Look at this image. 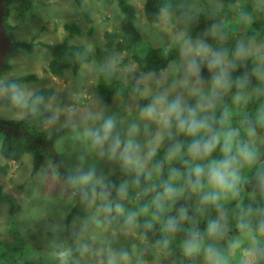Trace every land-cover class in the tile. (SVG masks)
<instances>
[{
  "label": "rangeland",
  "instance_id": "obj_1",
  "mask_svg": "<svg viewBox=\"0 0 264 264\" xmlns=\"http://www.w3.org/2000/svg\"><path fill=\"white\" fill-rule=\"evenodd\" d=\"M126 1L134 6L136 17L133 24L142 40L153 47L165 46L171 50V57L163 70L143 73L137 69L131 55L123 50H116L114 45L112 48L106 46L107 33L120 32L121 12L117 0H27L25 4L23 1L13 0L3 4L6 34L17 41H30L32 47L29 53L15 47H10L9 53L7 52L5 61L9 68L0 71V83L9 78L14 80L9 88L0 84V99L7 100V104H0V119L23 117L28 110L21 105L27 98L40 88H49L52 92L44 104L50 116L42 124L46 129L43 136L45 144L51 131L67 128L49 146V150L43 151L42 161L34 173L31 172L32 152L23 153L16 160H7L0 153V164L5 165L4 172H0V192L7 198L11 197L16 205L10 217L7 202L0 200V249L15 240L23 245L17 242L23 251L17 252L23 254L24 258L14 264H25V260L27 264H60L55 254L67 249V236L77 250L75 261L108 264L109 256L115 254L118 264H131L138 259H141L140 264H178L162 248L153 243L147 244L136 232L134 220L123 227L118 222L105 218L98 195L94 203L90 204L88 200L81 202L69 221L64 223L63 217L68 212L69 203H73L75 198L65 190L54 164L57 160L64 162L68 177L95 168L97 175L104 176L105 181L121 169L117 162L110 161L107 156H99L85 134L86 129L100 127L102 120L94 121L91 118L97 114H103L104 118H115L117 127L121 130L132 122L138 123L141 132L136 139L146 152L148 141L155 135L157 125L141 119L140 109L152 103L155 96L166 90L169 99L183 94L190 103H195L180 86L185 78L188 62L182 53L185 40L193 45L202 41L214 51H219L214 44L216 42L218 46L225 47L229 61L234 59L237 45L243 44L249 50L248 56L253 55L254 64L251 67L264 72V41L252 39L243 27L251 21L264 26V0H181L174 12L162 10L158 14V21L153 23H148L143 17V0ZM64 24L76 25L79 32L69 33ZM192 27H197L194 35ZM239 31H242L240 36L237 35ZM115 40H119V37ZM60 41L68 46L81 45L88 52L89 61L81 63L76 72L66 69L61 75L54 76L46 69L50 55L43 44ZM241 62L242 60L237 61V64ZM102 72H108L122 81L127 78L137 81L142 86L140 95L134 97L129 94L122 97L114 94L109 104L99 100L94 84L97 77H106L101 75ZM31 73L35 74L36 80L15 81L19 76ZM257 79L256 85L243 93L248 98L247 103H253L256 99V89L264 91V79L258 76ZM203 81L207 90L208 81ZM173 84H176L174 89ZM17 91L21 94L19 100L15 99ZM235 95L236 93H227L223 97L222 106H227L233 113L232 127L241 128V121L246 116L242 110V105L245 104L243 101L234 104ZM145 98L148 100L145 101ZM141 101L144 102L140 104ZM222 106H219L220 111ZM241 137L246 138L243 132ZM163 145L164 142L161 146ZM256 145L260 161L264 162V131L257 130ZM212 155L213 158H219V149ZM154 162L151 161L149 167ZM169 169L170 166L164 165V173L167 175L165 180L169 178ZM253 170L255 169H242V172L250 176ZM172 182L180 184L179 186L183 184L182 180ZM148 183L150 182L145 187ZM157 185L160 186L159 181ZM76 189L77 187L72 189L71 193ZM184 195L190 199L195 212L198 211L201 205L199 195L188 191ZM89 198L91 199V195ZM11 218L14 219L17 237H13L10 232L14 229L9 223ZM189 228H197L195 219L190 220ZM128 238L142 242L141 245L146 244L151 249L152 259L140 257L143 250L141 246L135 247V252H126L124 243ZM36 246L42 251L39 252ZM247 249L240 248V256H228L229 263L230 257H235V264H244ZM122 253H127V262L120 259ZM226 253L229 254L227 251ZM200 264H206L204 257Z\"/></svg>",
  "mask_w": 264,
  "mask_h": 264
},
{
  "label": "clouds",
  "instance_id": "obj_2",
  "mask_svg": "<svg viewBox=\"0 0 264 264\" xmlns=\"http://www.w3.org/2000/svg\"><path fill=\"white\" fill-rule=\"evenodd\" d=\"M182 53L187 58L186 75L180 86L187 91L188 98L194 99L190 103L183 94H177L169 99L168 91L154 97L153 102L140 109V118L149 120L157 125L155 135L148 141L147 151L142 150L136 137L140 135L141 128L136 122L130 123L126 129L117 127V120L111 116L104 118L103 114L91 117L102 120L99 128L86 129L85 134L90 138L92 146L101 157L107 156L110 161L119 164L122 171L132 173L134 178L131 187L138 189L135 198L147 196L157 188V181L163 191L155 195L150 204L155 209L153 218L157 219L165 208L171 209L176 201L183 197L185 191L197 194L200 204L212 206L217 210V218L209 219L203 234L198 229H189L188 237L183 242L184 254L188 257L199 255L203 251L206 264H229L228 258L214 244L205 245L207 237L219 241L227 236L229 228V214L225 210L227 203H233L232 217L235 219V229L239 234L231 247H239L244 239L251 243L246 250L244 264H264V203L256 202L255 196L259 194L264 201V162L260 161V152L256 145V125L264 127V104L256 111L255 121L245 118L241 121V128L232 127V111L227 106H222L223 97L235 86L237 93L233 97L234 104L241 101L246 105L248 98L242 90L246 87L247 78H232L230 69L237 66V61L245 59L249 50L243 44H238L234 59L229 61L227 50L214 51L205 42L193 45L185 40ZM172 54V53H171ZM173 56V55H172ZM207 67L210 72L207 90L201 77V68ZM258 78L264 79V72L259 68L254 70ZM16 88V85L12 86ZM176 84H173L174 89ZM255 92L259 98L260 89ZM17 91L15 99H20ZM218 106L222 109L217 115ZM243 132L244 137H241ZM189 138L185 144L178 137ZM171 141L162 159L156 160L149 167L157 155L164 140ZM219 149V158H213V153ZM181 163L186 171L181 173L177 168L170 167L169 178L163 180L164 165ZM255 169L252 176H247L242 169ZM150 182L140 189L141 177ZM155 178V179H154ZM182 180L183 184L176 187L172 181ZM254 182V183H253ZM68 183L82 191V199L94 203L99 187V196L105 201L104 211L117 215L123 214L124 207L121 203L109 200L112 188L115 187L119 200L129 198L130 183L125 180L119 184L109 185L104 176L97 175L95 168L86 172L69 176ZM253 183V203H243L242 192L246 185ZM90 188L89 191L84 189ZM91 195V199L89 198ZM145 206L141 211L148 212ZM178 216H168L164 230L174 235L180 230V222L187 219V210L179 208ZM134 215L129 216L131 222ZM167 245L168 240L164 241ZM245 249V248H244ZM60 264H68L71 255L70 249H64L55 254ZM121 260L127 262V253H122ZM108 264H118L115 254L109 256Z\"/></svg>",
  "mask_w": 264,
  "mask_h": 264
},
{
  "label": "trees",
  "instance_id": "obj_3",
  "mask_svg": "<svg viewBox=\"0 0 264 264\" xmlns=\"http://www.w3.org/2000/svg\"><path fill=\"white\" fill-rule=\"evenodd\" d=\"M16 1V0H14ZM76 1V0H75ZM181 0H143V17L148 23H153L158 21V14L164 10L166 12H174L175 8L178 4H180ZM233 2L234 0H228ZM13 2V0H8L3 2V4ZM23 3H27V0H23ZM118 8L121 12V19L119 22L120 32H109L107 33L106 37V46L112 48L114 45L115 49L120 51L123 50L127 54L131 55L136 62L137 69L143 73H155L163 70L171 55L168 49L165 46H158L153 47L148 43L144 42L141 38L140 33L135 28L133 21L135 20V9L134 6L127 2L126 0H117ZM251 6H249L250 8ZM224 12V11H223ZM6 14L4 12L3 16ZM4 17H2L3 21ZM230 18H227L229 20ZM4 30L6 32L7 26L4 24ZM242 25H238L241 27ZM244 29L249 34L252 39H257L259 41H264V26L260 25L255 21H251L246 23ZM64 28L67 29L69 33H77L79 32V28L74 24H64ZM197 27H192L193 35L196 31ZM243 31V30H242ZM241 31V32H242ZM237 34L240 36L241 33ZM8 35L10 47L20 48L29 53L31 51L32 43L24 42V41H17L12 38L11 35ZM119 37V40H115ZM211 42H214L211 40ZM215 46L218 50H225V47H220L214 42ZM43 46L48 50L50 55V60L47 63L46 69L54 76H59L65 71L66 69L71 70L72 72H76L80 67L81 63L89 61V54L88 52L81 46V45H71L68 46L64 41L54 42L50 44H43ZM235 48H233L234 50ZM9 53V52H8ZM254 64L253 62V55H250L242 60L241 63L237 64V66L230 71L231 76L233 79L236 77H240L241 79L247 78L246 87L242 90L244 93L246 90L252 88L256 85L258 79L254 72V69L251 67ZM9 66L7 65L6 61H3V64L0 66V71H4L8 69ZM102 76L106 77H97V80L94 84L95 94L99 100L109 104L114 94H118L119 96H127L133 95L134 97H138L140 95V90L142 86L137 81H131L130 78L122 81L117 79L113 75H110L108 72H102ZM210 72L208 71L206 65L201 68V77L205 81H209L210 79ZM13 78L5 79L0 84L4 87L9 88L10 85L13 83ZM30 80H36L35 74H27L23 76H19L15 79V81H24L28 82ZM237 88L233 86V88L228 93H237ZM52 90L49 88H40L34 91L27 100L21 105L25 110H28L27 114L21 118H14V119H0V153L1 155L6 158L7 160H16L18 159L23 153L32 152V166L31 172H35L39 167L42 157L43 151L49 150V146L57 140L62 134L67 131V128L64 127L60 130H53L50 132L49 139L46 141L43 136L45 135L44 127L42 124L49 118L50 112L46 109L44 101L47 97L51 95ZM145 101L148 98L144 99ZM144 102L141 101L140 104ZM264 103V91L259 94V98L253 101V103H247L246 105H242V110L244 113L247 114V119L251 120L253 124H256L255 115L257 108ZM0 104H7L6 99H0ZM239 105V109H241ZM28 108V109H26ZM220 109L219 106L217 108V115H219ZM42 127V128H41ZM257 130L264 131V127H260L256 125ZM179 140L183 141L185 144L187 143L189 138L180 136L178 137ZM171 141L165 139L164 145L161 146L157 150V155L154 157L153 161L158 159H162L164 156L165 151ZM167 166V163L165 164ZM65 163L62 161H56L54 164V169L56 174L62 179L63 185L65 190L68 191L75 198L73 203H69L68 212L63 217L64 223H67L71 217V214L76 210L77 206L84 201L82 199V191L79 187L75 190V192L71 193L72 189H75L72 185L68 183V176L65 173L64 169ZM175 167L181 171V173L186 171V167L183 166L181 163L173 162V165L170 167ZM5 165L0 164V172H4ZM255 170L251 172L252 173ZM166 173L163 175V180H165ZM134 178L132 173H126L121 169H118L114 175L112 174L109 179L106 181L109 185H115L116 187L125 180H128L130 183L129 188V198L125 200H119L116 196L115 187L112 188V194L109 197V200L115 205V203H121L124 207L123 214L117 215L115 211L111 213H106L104 211L105 201L99 196L100 189L97 188V195L99 197V204L102 208V212L105 218H110L115 222H118L121 226L126 227L130 224L128 218L129 216L134 215L135 221V230L136 232L141 235L146 241L147 244L153 243L157 247L162 248V250L168 254L170 257L174 258L178 264H200L202 258L204 257L203 251L199 255L188 257L184 254L183 251V242L188 237V230L189 222L191 219L196 220V226L198 230L201 231L203 234L204 229L206 228L207 222L209 219H216L217 218V210L208 205L203 206L200 205L198 211L195 212L190 199H188L185 195L179 198L175 205L169 209L168 207L165 208L164 212L159 216V218H153V212L155 209L150 204L152 198L158 194V192H162V186H158L154 191L150 192L147 196H141L138 199L135 198V193L138 189L131 187V181ZM167 181V180H165ZM145 181L144 177H141V184L140 189L145 188ZM254 183V182H253ZM253 183H249L246 185L245 190L242 192L243 203L245 205L253 203V196H252V189ZM160 184V183H159ZM172 184L176 187H179L180 184L173 183ZM85 191H89L90 188L84 189ZM0 200H4L8 204V212L9 216L11 217L13 210L16 208V205L13 202V199L7 198L3 193L0 192ZM255 201L264 203L261 200L259 194L255 196ZM145 206L148 207V212L144 213L142 208ZM185 208L187 210V219L180 222V230L177 231L174 235L167 233L164 230L165 222L168 216H178V209ZM234 207L233 203H227L225 210L228 211L229 214V228L231 229L227 236L224 239L219 241L210 240L205 237L204 243L207 244H214L217 248H219L224 255L229 259L228 256H240L242 255L239 250L240 248H250L251 243L249 240L244 239L242 243H240L239 247L233 249L231 247L232 243L234 242L235 238L238 237V233L234 227L235 219L232 217V208ZM13 220V222H12ZM9 223L12 225V230H10L13 237L18 236V232L15 230L14 227V219L11 218ZM168 240L167 245H165L164 241ZM18 241H13L11 244L7 245L3 249H0V264H14L18 260L23 259L24 256L19 252H23L20 245L21 243H17ZM66 246L67 249L71 250V255L68 259V264H88L81 261H75L77 256L76 247L73 245V242L70 237H66ZM142 242L138 240H132L128 238L125 241L124 250L126 252H135L133 249L137 246L142 247V253L140 257L144 259H152L150 256L151 249L147 247L146 244H142ZM23 246V245H22ZM36 249L40 252L42 249L36 246ZM229 252L228 253H226ZM43 253V252H42ZM42 256V255H40ZM27 258V257H25ZM40 259V257H39ZM141 260V259H140ZM140 260H135L131 262V264H140ZM236 258L230 257L229 264H235ZM27 264L26 260L24 261Z\"/></svg>",
  "mask_w": 264,
  "mask_h": 264
},
{
  "label": "water",
  "instance_id": "obj_4",
  "mask_svg": "<svg viewBox=\"0 0 264 264\" xmlns=\"http://www.w3.org/2000/svg\"><path fill=\"white\" fill-rule=\"evenodd\" d=\"M5 1L7 0H0V66L3 64L7 52L10 49L9 39L4 30L3 21H2L3 12H4L3 2ZM18 1H23V0H18ZM0 127H2L1 124Z\"/></svg>",
  "mask_w": 264,
  "mask_h": 264
}]
</instances>
